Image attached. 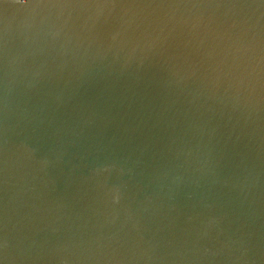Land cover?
<instances>
[{"label":"water","instance_id":"1","mask_svg":"<svg viewBox=\"0 0 264 264\" xmlns=\"http://www.w3.org/2000/svg\"><path fill=\"white\" fill-rule=\"evenodd\" d=\"M0 264H264V0H0Z\"/></svg>","mask_w":264,"mask_h":264}]
</instances>
